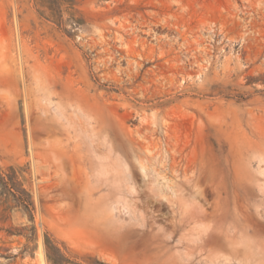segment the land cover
Returning <instances> with one entry per match:
<instances>
[{"label":"rangeland","instance_id":"obj_1","mask_svg":"<svg viewBox=\"0 0 264 264\" xmlns=\"http://www.w3.org/2000/svg\"><path fill=\"white\" fill-rule=\"evenodd\" d=\"M71 2L0 0V264H264V0Z\"/></svg>","mask_w":264,"mask_h":264},{"label":"trees","instance_id":"obj_2","mask_svg":"<svg viewBox=\"0 0 264 264\" xmlns=\"http://www.w3.org/2000/svg\"><path fill=\"white\" fill-rule=\"evenodd\" d=\"M69 5V7L71 8V6L73 5L71 0H35V4L41 8H45L49 11V14L47 15V17L50 18H54L56 19V21L58 22V18L59 17V13L61 12V6L63 4L66 3ZM43 12H39V16L43 17ZM47 18V19H48ZM1 179V178H0ZM4 188L7 189V192L9 194H11L12 196L15 197L16 194H18L19 196H17V198H15L16 201H18V203L22 204L23 206H26V204L28 203L24 198L21 197V195H23L22 191H17V190H12V187H9V185L11 184H1ZM28 205V204H27ZM45 251H46V256L47 259L52 263V264H62L64 263V259L61 256L59 250L57 249V247L54 245V243L50 240H46L45 242Z\"/></svg>","mask_w":264,"mask_h":264}]
</instances>
